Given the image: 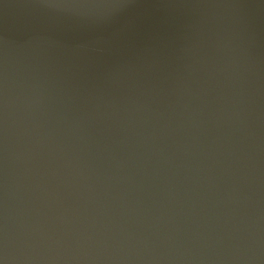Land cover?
<instances>
[{
	"label": "water",
	"instance_id": "obj_1",
	"mask_svg": "<svg viewBox=\"0 0 264 264\" xmlns=\"http://www.w3.org/2000/svg\"><path fill=\"white\" fill-rule=\"evenodd\" d=\"M0 264H264V0H0Z\"/></svg>",
	"mask_w": 264,
	"mask_h": 264
}]
</instances>
